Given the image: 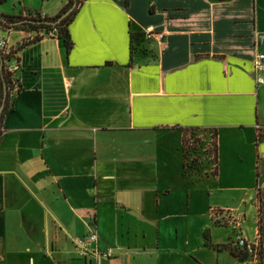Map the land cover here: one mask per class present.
Wrapping results in <instances>:
<instances>
[{"label":"crops","instance_id":"crops-1","mask_svg":"<svg viewBox=\"0 0 264 264\" xmlns=\"http://www.w3.org/2000/svg\"><path fill=\"white\" fill-rule=\"evenodd\" d=\"M7 1L0 12L49 16L68 2ZM149 27L162 40L131 51ZM68 29V52L58 34L17 52L22 89L0 128V264L246 263L212 208L241 214L249 241L260 232L264 264V0H81ZM1 33L11 49L35 35ZM184 126L216 129V174L185 172ZM26 195L45 213L42 238L28 233Z\"/></svg>","mask_w":264,"mask_h":264},{"label":"trees","instance_id":"trees-1","mask_svg":"<svg viewBox=\"0 0 264 264\" xmlns=\"http://www.w3.org/2000/svg\"><path fill=\"white\" fill-rule=\"evenodd\" d=\"M5 1V0H0V2ZM76 2L75 7L73 10L64 16L60 21L56 23H45V22H32V21H27L25 19L28 18H34L37 20H56L62 13L67 11L70 7L74 5ZM81 2V0H68L67 4L63 7L60 13H58L55 16H49L47 13L42 12L39 8H32V7H27V6H22V8H25L27 12L25 14H22V10L19 14H5L0 12V16L6 18V21H3L0 19V26L4 29H12V28H22L30 32H34L35 35L32 36L31 38H28L25 40L21 45L17 46L16 48L11 49L9 52H6L2 49H0V106L4 98V83L7 84V100H6V105L3 111L2 119L4 118L5 113L9 110L13 103L14 95L16 92H19L22 89V84L20 81V78L16 76L15 72L10 69V61L12 59H15L19 62V57L17 55L18 50L21 48L22 45L28 44L30 42H33L35 40H38L42 38V35H39L41 31L45 32H50L52 30H56L57 34L61 36L64 40L65 43V48L66 51L68 52L73 44L70 33H69V24L72 21L74 14L76 13L77 6ZM22 20V21H20ZM145 33L144 32H136L131 35V51H135L136 49H139L141 47V44L143 40H145ZM183 130V138H182V144L181 148L183 150V166L184 170L186 173H191L186 170L185 168V147L189 146V138L188 134L189 133H195L197 131H200L203 133V135H207L206 131L207 129L199 128L196 126H184L182 127ZM212 142V151L209 154V143L206 146V154L208 158V161L212 162L214 164L212 172L214 174L217 173V158H216V129L212 131L211 133V140ZM202 142V140H201ZM210 142V143H211ZM206 143V141H205ZM203 144V143H202ZM201 144V146H203ZM212 153V154H211ZM259 194V192H258ZM213 221L217 224H225L224 222L217 220L213 216ZM226 225V224H225ZM207 243L208 238H207ZM228 248L231 249V252L238 257L241 260H244L248 256V251L239 247L232 246L230 243L225 245ZM259 255L261 258V243L259 245ZM260 264V260L259 263Z\"/></svg>","mask_w":264,"mask_h":264},{"label":"rangeland","instance_id":"rangeland-1","mask_svg":"<svg viewBox=\"0 0 264 264\" xmlns=\"http://www.w3.org/2000/svg\"><path fill=\"white\" fill-rule=\"evenodd\" d=\"M10 4L11 3L6 0L3 2L2 7H7ZM188 138H189V142H188L189 146L185 147L186 156L184 158L186 170L191 173H194V172L201 173L204 167H207L208 170L211 169L214 166V164L208 161V159H205L206 156L204 155V153H206L205 150H206V146L208 145V143H209V148H210L209 154L213 149L212 142L210 141L211 140L210 133H207V136L206 135L204 136L202 132L197 131L195 133H189ZM201 144L203 146H201ZM21 197L22 195H20V198ZM64 200L65 199L62 196V201L64 202ZM19 206L21 208V213L26 220V226H27L29 235L37 239L42 238L45 234V222H46L44 211L41 209V207L38 205L35 199L29 198L28 195H26L25 198H22V201L19 204ZM201 208H202V204L198 203L197 206L195 208H192L191 212L189 213V218L191 220V223H193L192 225L193 233L194 232L197 233L199 230V226H200L199 223H200V220L202 219L201 218L202 217ZM196 220L197 222L194 225V222ZM227 228L231 230L232 235H234L231 227L228 226ZM225 256L226 258H230L228 253Z\"/></svg>","mask_w":264,"mask_h":264},{"label":"built area","instance_id":"built-area-1","mask_svg":"<svg viewBox=\"0 0 264 264\" xmlns=\"http://www.w3.org/2000/svg\"><path fill=\"white\" fill-rule=\"evenodd\" d=\"M4 28L0 26V49L9 52L11 50L8 38L6 35L1 33ZM8 30V29H7ZM10 30V29H9ZM145 37L146 38H157L159 40H162L164 37V32L162 31H156L152 27L147 28L145 31ZM57 34L56 30H52L50 32L41 31L39 35L47 36V35H53ZM262 37V35H261ZM20 68V64L18 61H13L12 64H10V69L16 72ZM254 68L258 71H264V53H260L254 58ZM213 216L222 222H224L227 226L231 227L233 234L231 240L229 243L232 246L239 247L242 249H245L248 251V256L245 258L248 261L244 264H257L260 260L259 255V245H260V232L258 231L257 240L255 242H251L247 239V237L244 235L243 229H242V220L243 216L241 214L235 213L230 208H212L211 209ZM90 239L94 240L97 239V234L93 233L90 235ZM88 240L86 239L82 244V250L81 254L87 255L88 254Z\"/></svg>","mask_w":264,"mask_h":264},{"label":"water","instance_id":"water-1","mask_svg":"<svg viewBox=\"0 0 264 264\" xmlns=\"http://www.w3.org/2000/svg\"><path fill=\"white\" fill-rule=\"evenodd\" d=\"M75 5H76V2L67 11L62 13L56 20H37V19H34V18H28V19H25V20L32 21V22L56 23V22L60 21L64 16L69 14L73 10ZM0 19L3 20V21H6V18H4L2 16H0ZM20 21H22V20H20ZM7 93H8L7 84L4 83V98H3V101H2L1 106H0V128L2 126V114H3V111H4L5 105H6Z\"/></svg>","mask_w":264,"mask_h":264}]
</instances>
